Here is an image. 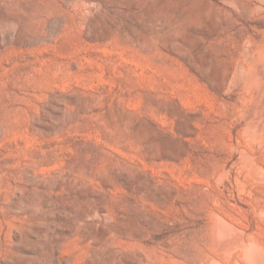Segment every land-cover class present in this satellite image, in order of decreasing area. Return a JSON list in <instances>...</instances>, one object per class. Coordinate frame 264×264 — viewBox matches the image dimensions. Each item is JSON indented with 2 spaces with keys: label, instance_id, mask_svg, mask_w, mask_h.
<instances>
[{
  "label": "rangeland",
  "instance_id": "374dc122",
  "mask_svg": "<svg viewBox=\"0 0 264 264\" xmlns=\"http://www.w3.org/2000/svg\"><path fill=\"white\" fill-rule=\"evenodd\" d=\"M0 264H264V0H0Z\"/></svg>",
  "mask_w": 264,
  "mask_h": 264
}]
</instances>
